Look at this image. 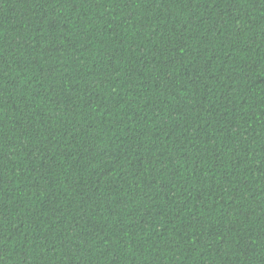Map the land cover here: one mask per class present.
Wrapping results in <instances>:
<instances>
[{"label":"trees","instance_id":"1","mask_svg":"<svg viewBox=\"0 0 264 264\" xmlns=\"http://www.w3.org/2000/svg\"><path fill=\"white\" fill-rule=\"evenodd\" d=\"M0 264H264V0H0Z\"/></svg>","mask_w":264,"mask_h":264}]
</instances>
